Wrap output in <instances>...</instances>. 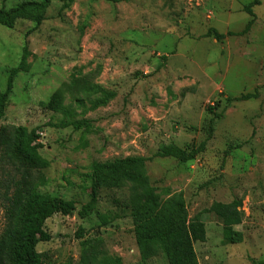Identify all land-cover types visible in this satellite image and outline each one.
<instances>
[{
  "label": "rangeland",
  "instance_id": "rangeland-1",
  "mask_svg": "<svg viewBox=\"0 0 264 264\" xmlns=\"http://www.w3.org/2000/svg\"><path fill=\"white\" fill-rule=\"evenodd\" d=\"M22 1L41 0H0V9ZM251 1L78 0L62 7L52 0L38 25L30 16L12 28L0 26V91L23 50L27 67L13 78L0 120V233L6 193L31 188L76 204L72 215L45 221L51 240L36 246L43 264H78L86 242L122 264H168L160 248L143 260L127 187L100 188L93 211L84 219L77 215L89 201L95 163L143 157L150 158L144 174L160 203L181 196L188 219L204 223L206 241L194 244L197 264L264 263V0L253 8L247 34L219 42L204 37L209 29L239 33L251 20L242 10ZM69 83L74 89L63 104L83 121L80 130L53 127L62 117L43 106ZM81 85L86 92L76 94ZM92 88L114 97L93 107L102 96ZM254 92L256 99L224 100ZM209 108L222 118L202 153L185 163L154 158L162 145L188 149L204 141ZM16 127L37 129L45 170L22 168L1 144ZM233 200L243 212L235 228L242 242L223 245L221 224L205 211ZM80 228L82 239L75 236Z\"/></svg>",
  "mask_w": 264,
  "mask_h": 264
},
{
  "label": "trees",
  "instance_id": "trees-1",
  "mask_svg": "<svg viewBox=\"0 0 264 264\" xmlns=\"http://www.w3.org/2000/svg\"><path fill=\"white\" fill-rule=\"evenodd\" d=\"M52 0L22 1L15 7L5 10L0 9V26L12 28L18 19L34 16L36 24L40 23V14ZM66 7L78 0H57ZM97 2L100 0H88ZM109 3L127 2L129 0H102ZM260 6V0H252L243 6L249 20L239 33L227 32L220 34L214 29H209L204 37H213L221 41L227 37L243 36L247 34L253 24V8ZM23 57L19 65L7 71L6 88L0 91V120L6 109L7 96L12 87L13 78L20 72L27 71ZM164 60V57H161ZM74 89L72 83L63 84L56 90L44 108L62 117V123L55 128L64 129L71 126L74 130L82 128L83 121L76 120L73 110L64 106L65 92ZM92 93L101 94L100 99L93 101V107L107 103L114 97L101 89L92 88ZM84 85L78 86L77 93H85ZM257 93H245L239 98L225 97V103L233 101H248L256 99ZM76 102L82 104L80 98ZM212 117L207 123V137L198 146L188 149L179 148L173 144L162 145L155 153L154 158H172L182 163L195 159L205 149L210 140L214 123L222 118V113L216 114L209 108ZM224 111V109H223ZM87 130V129H86ZM3 135L0 133V138ZM1 144L7 147L8 153L22 167L30 170L43 171L48 167V161L42 158L39 150L43 148L39 142L37 129L27 130L24 127L13 128L2 140ZM150 158L126 157L108 163H95L92 166L89 201L84 204L77 215L84 219L94 209L100 188L127 187V207L133 222V234L136 245L142 253L143 260L155 256L157 248L165 255L168 264H197L195 260L194 244L206 241L204 223L200 217L188 219L183 198L175 197L168 204L160 203L159 196L144 174V165ZM241 203L233 200L229 203L213 204L207 211L214 215L221 224V242L223 245H235L242 242V234L235 228L242 222L243 212ZM5 226L0 233V264H43L42 254L36 251L38 243L51 240V236L44 230V223L53 215L70 216L76 211V204L70 200L41 194L31 188L16 189L4 196ZM107 222L104 220L102 225ZM83 229L80 228L75 236L83 238ZM81 255L78 264H122L121 259L111 258L92 243L81 244ZM255 264H264L258 262Z\"/></svg>",
  "mask_w": 264,
  "mask_h": 264
},
{
  "label": "built area",
  "instance_id": "built-area-1",
  "mask_svg": "<svg viewBox=\"0 0 264 264\" xmlns=\"http://www.w3.org/2000/svg\"><path fill=\"white\" fill-rule=\"evenodd\" d=\"M39 142H40V140H39Z\"/></svg>",
  "mask_w": 264,
  "mask_h": 264
}]
</instances>
